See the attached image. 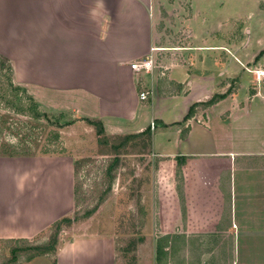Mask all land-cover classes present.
<instances>
[{
  "label": "crops",
  "instance_id": "0c3cea01",
  "mask_svg": "<svg viewBox=\"0 0 264 264\" xmlns=\"http://www.w3.org/2000/svg\"><path fill=\"white\" fill-rule=\"evenodd\" d=\"M159 18L149 0H0V56L43 112L99 121L113 135L149 129L159 210L172 212L160 222L174 225L171 233L228 238L219 263L264 264V91H227L228 79L242 83L250 74L241 47L228 48L215 24L193 15L188 39L178 45L160 40ZM141 59L153 68L132 70ZM214 94L223 97L200 105ZM178 158L186 231L178 227ZM74 174L64 153H0V240L32 239L69 215ZM37 259L115 264L114 238L76 233L57 243L52 263Z\"/></svg>",
  "mask_w": 264,
  "mask_h": 264
},
{
  "label": "rangeland",
  "instance_id": "374dc122",
  "mask_svg": "<svg viewBox=\"0 0 264 264\" xmlns=\"http://www.w3.org/2000/svg\"><path fill=\"white\" fill-rule=\"evenodd\" d=\"M149 1L160 14L156 24L162 42L185 43L189 36L186 20L193 15L199 22H212L216 34L220 31L225 34L228 48L234 43L241 47L243 70L250 74L242 83L228 79L227 91L236 88L248 93L264 91V0ZM28 94L24 87L13 83L6 68L0 67V146L12 144L28 154L59 152L72 157L74 206L67 215L72 223L54 222L26 242L0 240V264H41L39 257H47L52 263L53 252L39 255L32 262H26L25 257L32 247L46 248L54 238L58 243L76 233L112 236L115 264H157L156 244L165 235L170 237L164 244L159 264H208L210 261L224 264L219 260L230 244L228 238L215 234L171 233L174 225L160 222V216L171 217L172 212L164 209L160 213L159 185L153 172L156 164L148 156L146 136L109 134L103 125V132L97 135L99 125L89 126L80 117L65 114L46 113V117L34 119L27 115ZM22 107L24 111H20ZM180 165L175 177L178 185L182 184ZM178 190L183 222L178 227L185 230L186 207L180 185ZM165 201L168 205L172 203L169 195ZM87 212H91L89 216ZM208 235H212L210 240L205 238ZM16 245L22 250L14 258L10 251ZM199 245H203L200 250ZM211 247L217 248V254L210 255Z\"/></svg>",
  "mask_w": 264,
  "mask_h": 264
},
{
  "label": "trees",
  "instance_id": "16d2710c",
  "mask_svg": "<svg viewBox=\"0 0 264 264\" xmlns=\"http://www.w3.org/2000/svg\"><path fill=\"white\" fill-rule=\"evenodd\" d=\"M0 67H4L6 68V70L8 72H10V75H11V67H10V64L8 63V61L1 57L0 56ZM18 88V87H16ZM223 97V95H220V94H214L210 99H208L207 101L205 102H202L200 105H202L203 107H208L210 105H212L213 103H215L216 101H218L219 99H221ZM27 100H28V108H29V111L27 112V115L34 118V119H37V118H40V117H46V112H43L39 109V106L37 104V102L34 100V98L32 96H30L28 94L27 96ZM197 106V104H194L192 106H190L187 114L185 115L184 117V121L189 119L190 117L193 116V114L195 113V107ZM20 111H24V108H20ZM21 113V112H20ZM59 114H63V113H59ZM64 115V114H63ZM86 122L90 125H93V126H97L99 125L100 128L97 129V135H99L100 133L103 132L102 130V124L101 122L99 121H92V120H86ZM72 123V122H70ZM69 124V122H68ZM188 132V128H185L182 130L181 132V136L184 137ZM140 136H146V138L148 140H150V130L149 129H146L144 130L143 132H141L140 134H138ZM129 136V135H128ZM127 136V137H128ZM0 153L1 154H6V155H18V154H28L29 152H21L19 151V149L15 146V145H12V144H4V145H1L0 146ZM178 163L181 164L182 163V160L180 158H178ZM91 212H87V216L90 215ZM59 224L60 223H66L67 225L71 224L72 223V218L68 217V216H64L62 218H60L58 220ZM57 222V221H56ZM58 229V228H57ZM56 229V230H57ZM170 236L168 235H165V236H161L158 241H157V244H156V256H155V259H156V263L159 264L161 262V258H162V253H163V248H164V244L165 242L167 241V239L169 238ZM28 239H11V240H7V241H14V242H26ZM56 245H57V239L54 238L53 242H52V245L49 246V247H43V246H36V247H32L31 248V252H29L26 257H25V261L26 262H29L31 261L33 258L39 256V255H46L48 253H51L53 252V254L55 253L56 251ZM22 249L19 247V246H14V248L11 249L10 253L14 256V258L17 257L18 253L21 251ZM2 264H10V262H6V263H2Z\"/></svg>",
  "mask_w": 264,
  "mask_h": 264
},
{
  "label": "built area",
  "instance_id": "2783aa9c",
  "mask_svg": "<svg viewBox=\"0 0 264 264\" xmlns=\"http://www.w3.org/2000/svg\"><path fill=\"white\" fill-rule=\"evenodd\" d=\"M130 67L135 72H139L142 70L149 71L153 68V63H152L151 59H141V60H136L135 62L131 63ZM139 97H140V99H146L147 94L145 92H140ZM154 125H155L154 122L151 121L150 122V129H153Z\"/></svg>",
  "mask_w": 264,
  "mask_h": 264
}]
</instances>
